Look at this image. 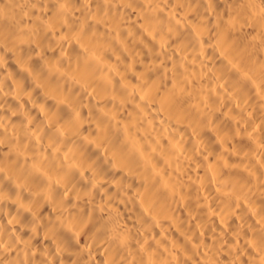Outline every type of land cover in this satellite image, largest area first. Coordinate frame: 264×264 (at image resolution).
Segmentation results:
<instances>
[{"label":"clouds","instance_id":"9594fccd","mask_svg":"<svg viewBox=\"0 0 264 264\" xmlns=\"http://www.w3.org/2000/svg\"><path fill=\"white\" fill-rule=\"evenodd\" d=\"M0 264H264V0H0Z\"/></svg>","mask_w":264,"mask_h":264}]
</instances>
